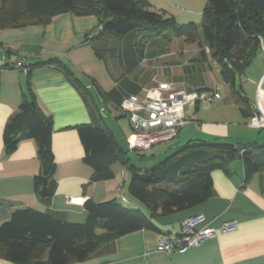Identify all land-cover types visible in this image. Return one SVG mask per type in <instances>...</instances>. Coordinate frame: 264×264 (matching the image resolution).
<instances>
[{"label": "crops", "instance_id": "obj_1", "mask_svg": "<svg viewBox=\"0 0 264 264\" xmlns=\"http://www.w3.org/2000/svg\"><path fill=\"white\" fill-rule=\"evenodd\" d=\"M146 1L152 10L173 18L177 17L176 11H183L194 1L199 3ZM98 25V18L93 15L68 12L47 24L0 29V225L13 212L27 208L60 222L83 223L84 203L89 199L100 203L123 198V204L131 205L128 208L141 210L140 203L127 191L131 173L119 163L112 166V180L91 182L93 170L82 162L84 151L76 128L96 123L105 126L129 164L143 171L146 168L137 167L129 157L133 131L118 110L122 99L138 95L142 88L167 82L188 93L219 87L221 95L212 103L188 106L185 115L191 121L189 127L182 128L183 132L167 144L149 149L147 168L162 163L188 141L242 144L249 142L252 130H261L248 127L251 118L241 116L230 90L229 94L223 92L226 85L219 67L201 40L188 43L169 33L167 38L145 40L135 32L115 35L97 31ZM54 58L68 68L72 81L81 87L74 86L54 67L30 68ZM245 77L254 86L252 106L257 108L256 93H264V41ZM29 86L53 122L51 148L56 163V188L48 205L40 202L33 189V177L41 170L35 143L23 141L7 154L2 141L4 126L18 113ZM259 105L264 112V98ZM255 178L256 174L244 179L241 159L235 157L228 172L212 170L211 195L204 202L166 216L151 217L155 230H139L104 242L85 261L69 264H264V176ZM197 214L216 229L229 221H235L237 227L231 232H218L182 253L156 251L160 235L177 236L180 222ZM46 258L47 251L41 256L42 260ZM0 264L16 263L0 258Z\"/></svg>", "mask_w": 264, "mask_h": 264}, {"label": "trees", "instance_id": "obj_2", "mask_svg": "<svg viewBox=\"0 0 264 264\" xmlns=\"http://www.w3.org/2000/svg\"><path fill=\"white\" fill-rule=\"evenodd\" d=\"M68 12L97 17L104 33L135 32L145 40L167 38L169 33L188 43L201 40L219 67L222 82L229 86L241 116L250 119L255 113L236 81L245 76L264 41V0H205L200 29L191 22L178 25L173 17L152 10L146 0H0V29L47 24ZM37 66L62 71L76 86L72 73L60 60L48 59L30 68ZM27 92L18 113L4 126L2 141L7 154L23 141L35 143L41 170L33 177V189L40 202L48 205L56 188V163L51 148L53 122L38 105L30 86ZM76 131L84 151L82 162L93 170L91 182L112 180V166L119 163L131 173L129 196L143 205L149 216L115 200L85 201L83 223L60 222L32 208L18 210L0 225V258L16 264L83 262L104 242L139 230H155L151 217L166 216L207 200L211 195L212 170L228 172L235 157L241 159L245 180L264 171V146L202 140L188 141L162 163L142 171L129 164L105 126L79 125ZM257 131L262 133L264 129ZM261 189L264 191V183ZM45 251L47 258L42 260Z\"/></svg>", "mask_w": 264, "mask_h": 264}, {"label": "built area", "instance_id": "obj_3", "mask_svg": "<svg viewBox=\"0 0 264 264\" xmlns=\"http://www.w3.org/2000/svg\"><path fill=\"white\" fill-rule=\"evenodd\" d=\"M101 26L97 31H101ZM220 88H198L191 92L177 90L173 84L162 82L154 87L142 88L138 95L124 98L119 112L125 116L133 131L134 151L144 152L153 146L173 140L179 131L191 121L185 115L186 106L196 103H212L220 98ZM257 108L248 122V127L264 129V112L260 102L264 93H256ZM124 201V199H122ZM235 221L224 223L216 229L201 215H192L180 222L178 235H160L156 251L160 253H182L188 248L199 246L204 240L215 237L218 232L234 231Z\"/></svg>", "mask_w": 264, "mask_h": 264}, {"label": "rangeland", "instance_id": "obj_4", "mask_svg": "<svg viewBox=\"0 0 264 264\" xmlns=\"http://www.w3.org/2000/svg\"><path fill=\"white\" fill-rule=\"evenodd\" d=\"M182 1L185 2L187 0H182ZM180 2H181V0H180ZM195 2L196 1L192 2L193 3L192 6L190 4L187 8L183 9V11H176L177 17L174 18V19H175V21H176V23L178 25L187 24V23L191 22V23L196 24L198 29H200V26H201V24L203 22V20H202V11H203V9L205 7V0H199V3L197 2V4ZM184 12H187V13H184ZM188 12H190V14ZM209 54H210V52H209ZM236 82H237L236 87H238L239 85L242 86V88L244 90V95H246V97L248 98L250 104L253 105V102H254V98H253L254 86L252 84H250V82L247 80L246 77L245 78H243V77L237 78ZM223 92L226 93V94H229V86L228 85L223 88ZM188 110H189V108H188V106H186L185 107V113H187ZM187 127H189V126H185V128H183V129H186ZM183 129L180 130V134L183 132L182 131ZM247 142L248 143H253L254 145H257V146H264V132L260 133L257 130H252V132L250 133L249 140H247ZM243 143H246V141H244ZM161 144H167V142L161 143ZM148 151L141 152V153L138 152L137 153L134 150H132V151H129V157L131 158L132 162L134 164H136L137 167H139L141 169H144V168H147L149 166V164H150L149 158H148L149 157V155H148L149 152ZM143 155L145 157H143ZM116 167H118V166H116ZM118 168H115V169L119 170ZM259 175H263L264 176V171H262L261 173L256 174V178L255 179H257L259 177ZM125 191H126V188L123 189V190H120V194L125 192ZM114 200L117 203L121 204L122 206H124L126 208L131 207V205L123 204V202H121L120 198H116ZM139 205H140L141 210L146 212L144 206L141 205V204H139Z\"/></svg>", "mask_w": 264, "mask_h": 264}]
</instances>
